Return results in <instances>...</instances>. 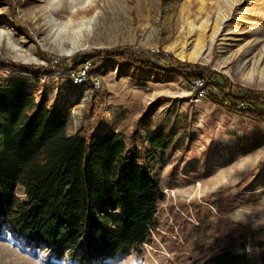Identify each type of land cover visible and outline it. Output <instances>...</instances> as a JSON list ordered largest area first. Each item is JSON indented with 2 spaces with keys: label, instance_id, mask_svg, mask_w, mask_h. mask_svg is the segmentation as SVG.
Listing matches in <instances>:
<instances>
[{
  "label": "rangeland",
  "instance_id": "rangeland-1",
  "mask_svg": "<svg viewBox=\"0 0 264 264\" xmlns=\"http://www.w3.org/2000/svg\"><path fill=\"white\" fill-rule=\"evenodd\" d=\"M124 47L170 54L264 93V0H0L1 60L46 67L43 52L55 60ZM70 73L45 72L37 88L29 83L36 98L69 112V135L92 128L121 132L127 141L135 121L146 144L163 132L168 149L148 165L163 207H196L206 226L200 244L229 233L264 242V124L195 95L177 74L141 71L121 58L96 61L90 80H100L94 91L101 104L89 120L92 83L75 84ZM6 74L0 67V83ZM15 193L24 199L20 188ZM253 248L251 261L261 259L262 248ZM176 256L188 259L189 249L171 254L156 240L105 264H176ZM0 264L47 262L44 251L33 256L6 225Z\"/></svg>",
  "mask_w": 264,
  "mask_h": 264
},
{
  "label": "trees",
  "instance_id": "trees-1",
  "mask_svg": "<svg viewBox=\"0 0 264 264\" xmlns=\"http://www.w3.org/2000/svg\"><path fill=\"white\" fill-rule=\"evenodd\" d=\"M42 56L46 67L0 59L7 73L0 83V232L7 225L33 256L44 251L47 264H105L146 245L152 248L156 240L171 254L189 249L188 259L176 256V264H254L243 252L245 235L229 233L200 244L206 226L196 207L191 213L180 203L163 207L165 195L148 165L167 151L168 136L157 132L146 144L138 121L127 141L121 132L100 135L92 128L69 135V112L36 98L29 83L37 88L45 72L66 75L86 61L91 83L97 60L121 58L141 71L177 74L195 95L204 89L213 105L259 124H264V93L170 54L131 47L55 60ZM100 104L93 90L89 120ZM251 242L262 248L264 263V242Z\"/></svg>",
  "mask_w": 264,
  "mask_h": 264
},
{
  "label": "built area",
  "instance_id": "built-area-1",
  "mask_svg": "<svg viewBox=\"0 0 264 264\" xmlns=\"http://www.w3.org/2000/svg\"><path fill=\"white\" fill-rule=\"evenodd\" d=\"M89 67H90V64L89 63H86L84 64V66H81V68L75 72H72L68 75L69 79H71L73 81V83L75 84H86L87 83V74L89 72ZM91 83H92V89L93 90H98V88L100 87V80L97 76H94L92 79H91ZM195 86H201V83L196 80L195 81ZM199 93H205L204 89H200ZM253 244L251 242V240L249 238L246 239V241L244 242V245H243V252L249 256V257H253L254 256V248H253ZM257 249V248H255ZM254 264H264L262 262L261 259L257 258L254 260Z\"/></svg>",
  "mask_w": 264,
  "mask_h": 264
},
{
  "label": "bare ground",
  "instance_id": "bare-ground-1",
  "mask_svg": "<svg viewBox=\"0 0 264 264\" xmlns=\"http://www.w3.org/2000/svg\"><path fill=\"white\" fill-rule=\"evenodd\" d=\"M226 176H227V174L226 173H223V174L219 175L217 177V180H215L214 182L220 183V182H222L226 178Z\"/></svg>",
  "mask_w": 264,
  "mask_h": 264
}]
</instances>
